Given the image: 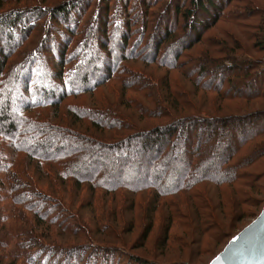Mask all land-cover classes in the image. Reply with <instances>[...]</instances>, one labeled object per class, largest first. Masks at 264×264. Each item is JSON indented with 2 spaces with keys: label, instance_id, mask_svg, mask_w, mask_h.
<instances>
[{
  "label": "trees",
  "instance_id": "1",
  "mask_svg": "<svg viewBox=\"0 0 264 264\" xmlns=\"http://www.w3.org/2000/svg\"><path fill=\"white\" fill-rule=\"evenodd\" d=\"M47 1L0 0V138L6 139L14 151L8 152V156L0 150L2 155H7L3 161L0 157V236L5 234L0 249L12 248L9 264H16L22 258L26 264H123V257L114 246L101 243L104 247L92 246L99 242L94 238L102 236L95 235L102 232L99 229L103 227V218H97L94 224L81 221L70 213L65 205L67 201L58 200L52 194L56 190L51 186L59 182L65 186L66 181L74 180L77 189L87 184L90 189H103L106 194L125 190L134 195L154 188L153 205H157L158 198L191 191L206 182L221 189V185L231 186L247 179L243 183L248 186L251 174L243 170L257 159L258 154L254 153L258 151V142L255 141L264 136V111L227 118L210 117L200 111L180 117L173 115L167 124L135 132L117 142H105L74 129L61 128L43 115L25 116L28 107L39 114L51 111L49 117L59 118V109L68 98L92 93L121 77L120 74L130 75L124 65L128 56L135 57L137 52V58L156 65L162 72L153 73L152 78L163 79L159 85H164L168 95L164 100L167 107H163L166 111L162 113L166 116L170 113L167 109L176 113L179 108L182 110V96H188L190 104V93L195 95L200 89L229 100L264 96V57L254 60L250 53H235L238 49L230 47L224 38H206L220 22L240 32L249 21L257 30L245 35L254 41V49L264 52V9L254 8L252 0L244 4L239 0H63L51 6ZM6 4H10L7 9ZM97 21L101 23V42L96 52L107 53L102 59L96 55L102 64L93 67L91 75L87 59L97 37L94 27ZM134 26L142 30L140 43H132ZM114 32L118 41L112 38ZM224 33L223 37L233 41L234 37ZM116 44L122 50L113 56L109 51L113 53L114 49L110 46ZM128 44L131 49H127ZM199 44L205 45L200 54L209 56L203 60L188 53ZM142 45L145 53L136 50ZM213 49L229 55L225 59L213 58ZM127 50L131 51L127 53ZM174 70L188 72L191 77L188 78L197 86H192L193 89L188 86L187 91H173L174 82L180 85V80L172 74ZM91 76L95 78L93 85H90ZM141 77L144 81L150 79ZM157 82L150 79V85H155L154 95L161 100ZM132 84V90L138 92L146 87L142 83ZM14 90L20 91L22 106L12 111L13 114L10 109L14 104L11 102ZM83 108V117L89 115L86 110L89 108ZM74 111L75 120L83 118L79 111ZM150 112L149 116L153 115ZM117 114L112 108L104 111L103 116L111 119L110 127L115 125L111 122L124 118L121 114L117 118ZM117 124L120 126L123 122ZM248 146V151L239 158ZM17 152L24 153L26 159L13 160L10 154ZM30 165L35 166L33 174L27 170ZM45 175L50 176L47 181L41 179ZM189 199L185 208L188 204L191 211L196 203ZM207 208L210 213L198 212L208 215L215 224L212 209ZM156 211V208L150 210L149 216ZM26 212L36 218L32 221ZM47 224L65 225L71 236L87 235L94 241L72 247L46 243L38 231L47 230ZM78 224L83 230L76 228ZM152 228L150 218L144 238ZM166 234L167 229V237ZM133 264L152 263L135 257Z\"/></svg>",
  "mask_w": 264,
  "mask_h": 264
},
{
  "label": "rangeland",
  "instance_id": "2",
  "mask_svg": "<svg viewBox=\"0 0 264 264\" xmlns=\"http://www.w3.org/2000/svg\"><path fill=\"white\" fill-rule=\"evenodd\" d=\"M14 1L17 3L16 0ZM62 1L63 0H48L47 4L51 6L61 3ZM239 1L241 4H244V1L246 0ZM252 1L254 8L264 9V0ZM17 5H22V3H18ZM161 5L164 6L165 4ZM9 6L10 4H6L4 7L7 9ZM156 8L157 7L153 8L154 12L156 11ZM137 17L139 18L140 16ZM140 24L142 23L140 22ZM243 25L244 28L243 30H240V33L231 25L220 22L216 28H213L208 32L206 38H224L228 44H231L229 45L230 47L233 46L238 49L235 53L239 55L242 53H250L254 60L262 59V57H264V52L254 49V41L252 38H249L248 35H245V32L254 33L257 29H255L254 24L249 21ZM94 27L96 29L95 34H97V37L91 44L93 50L90 49L89 58L87 59L89 60V71L91 75L94 74L93 67H99L102 64V62L99 63L97 61V56L102 59L107 53V51H105L100 55L96 52V47L101 42L99 30L101 29L100 21H97ZM224 31L234 37L233 41L226 36H222L225 34ZM141 34L142 30L134 26L132 34L133 44L136 41H139L138 43L141 42ZM112 36L113 40L116 37L115 41H118L117 33L114 32ZM116 46L117 44L115 47H113V45L110 46L114 49L113 53L111 50L109 51L113 56L122 50L121 47L119 48ZM130 46L131 45L128 44V47L126 46L127 49H131ZM141 47L142 48H140V46L137 47L136 50H142L141 53H145L146 48L143 50L145 45H142ZM202 49H205V45L199 44L188 53L193 56L197 55L195 56L198 57L197 59L203 60L202 58L209 56L203 55L204 52L200 54ZM217 49H220V46L217 47ZM217 49H213V58L223 57V59H225L224 57L229 55L228 53L224 54ZM130 51L131 50H127V53ZM138 53L139 52H137V55ZM132 56L133 55L128 56L129 60H127L124 65V68L129 71L128 73H131L130 75L127 77L125 76V78L124 73L120 74L119 76L121 77H117L118 80L116 79L110 83H106L92 93L68 98L67 102L62 104L59 109V118L49 117L51 111H44V114H39L38 111H32L33 109H30L29 107L25 116H31V114H33L36 117H39L40 115H43L52 119L57 125H61V128L74 129L80 134L94 137L105 142H117L119 139H123V137L135 132L147 131L154 129L157 126L167 124L168 121L170 122L169 119L173 115L180 117L185 114L200 111L208 114L210 117L227 118L239 117L243 114L255 111H264V96L259 95L249 98L241 97L229 100L225 99V97L220 94L207 92L205 90L203 91L197 87L200 89V92L195 95L190 93L192 96H189L191 99L190 104H188V96H182L181 99L178 97L185 108L182 106V110L179 108V112L177 113L171 109H167V112L170 113L166 116L162 113H165L166 111V108L163 107H167L164 104V100L167 99L168 95L165 93L164 85H159L163 79L162 77L152 78L153 73L162 74V72L156 65L147 63L143 59H140V57L137 58L136 56ZM37 60H40V58ZM87 60L86 63H88ZM92 62L94 63V66L90 65ZM53 63H55V61ZM43 68L44 70L46 69L45 67ZM183 71L187 70L183 69ZM172 74H175L176 78L180 80V85L175 82L173 83V91H187L188 86H191L190 88H192V86L196 85L194 80L191 79L192 82L188 78L190 77L188 72L187 74H184L180 70L179 72L178 70H174L172 71ZM141 76H146L152 80L158 81L157 87L162 94V98L160 97L161 100L154 95V90L156 89L153 87L155 85H150V79L144 81ZM94 80L95 78L91 76L92 82L90 85L94 84ZM133 82L140 85H146V87L140 89L139 92L134 91L132 90ZM240 88H242L241 84ZM244 91L245 88H243V92ZM180 95L181 94H178V96ZM19 96L20 91L14 90L11 95V102H14L12 109H10L11 113L16 112L20 106H22V101ZM73 105L79 106L81 109L77 107L73 109L71 107ZM83 107L89 108L86 109L88 110L87 112H89V115H85L84 117L81 114L82 111L85 110ZM109 108L114 109L118 113L116 116L117 118L120 114L124 116V118L121 117L116 119V123L111 122V124H115L111 127L109 124L111 119L103 116L104 111L109 110ZM172 108L176 111L175 107L172 106ZM74 110L79 111L83 118L75 120L73 117V114H75ZM148 111H151L150 113L153 115L149 116ZM122 122L123 124L118 126L117 123ZM220 125L221 122H218V126ZM261 141H263V144ZM255 142H258L256 148L258 151L254 153V155L258 154L257 159L251 166L246 167V169L243 170L249 171L251 174L250 178L252 181L249 182L248 186L243 183L246 182L247 179H242L241 182L231 186L228 184L221 185V189L219 188L220 186L217 187L212 183L206 182L200 186L198 185L191 191H182L175 195H170L161 199L158 198L157 205H153L152 203V200L155 199L153 193L154 188H150V190L144 192H137V195L127 193L125 190L106 194L103 189H97L94 191L90 189L87 184H83L80 189H77L74 186V180L66 181V187L64 185L61 186L60 182L53 186H51L50 183L47 184L51 186L53 190H56V194L54 191H52L53 193L50 192V194L52 193L57 199L59 198L58 200L63 199L65 200L63 202L67 201L65 205L68 207L69 211H71L70 213L76 214L81 221L83 219V221H86V224H94V222L97 221V218H103V227H100L99 229V231L102 232H98L95 235L102 236H100V238L95 237L94 239H98L99 242H95L92 246L104 247L99 243L102 245L114 246L113 248H115L123 257V264H133L135 257L144 260L148 259L152 264H209L210 261L224 249L229 240L250 224L264 208V136L262 139L259 138ZM250 145L251 144H249V146ZM249 146L240 152L238 155L239 158L248 151ZM0 150L7 154L8 152L11 154L14 152L9 148L8 141L4 138H0ZM11 154L10 156L13 160L19 158L20 161H22L23 158L26 159L24 153L19 154V152H17L14 153L15 155ZM0 157L3 161L7 158V155H2V153H0ZM30 166L31 167L27 170L29 173L33 174L35 166ZM48 170L51 169L48 168ZM214 173H216V171ZM47 176L48 178H46V175L41 176V179L47 181V179L50 178L49 175ZM105 194L107 196H104ZM189 197L196 203V207L191 211L190 205L187 204L185 208L186 203H188V201L190 202ZM205 205L212 209L211 214L216 222L215 224L207 218L208 215L203 214L210 213L208 208V210H205ZM155 208L157 211L150 217V210ZM198 211L203 213H199ZM184 212H189V214H185ZM26 213L32 221L36 218L32 213ZM149 217L153 219V228L148 237L144 238L143 232L150 222ZM105 219H114V221L112 223ZM182 220H184L185 225ZM46 227L47 230L40 228L38 232L44 237L46 243L49 244H55L58 246L62 245V247H72L81 243H87L88 240L93 239L87 235L80 236L81 238L71 236V234L66 232L65 225L57 226L47 224ZM80 227L83 230L81 224L76 226L77 229ZM72 228L75 227L73 226ZM210 228H212V231ZM166 229L167 237L165 236ZM85 232L87 233L88 231L85 230ZM4 235L5 234H1L0 236V244L2 243L1 240H3ZM11 251L12 248H9L8 250L7 247H5V249L3 247L0 249V264L11 263V254H9ZM16 264L26 263L24 258H22L21 260L19 259Z\"/></svg>",
  "mask_w": 264,
  "mask_h": 264
},
{
  "label": "water",
  "instance_id": "3",
  "mask_svg": "<svg viewBox=\"0 0 264 264\" xmlns=\"http://www.w3.org/2000/svg\"><path fill=\"white\" fill-rule=\"evenodd\" d=\"M209 264H264V208Z\"/></svg>",
  "mask_w": 264,
  "mask_h": 264
}]
</instances>
